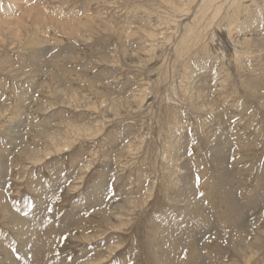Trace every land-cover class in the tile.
<instances>
[{
    "label": "rangeland",
    "instance_id": "1",
    "mask_svg": "<svg viewBox=\"0 0 264 264\" xmlns=\"http://www.w3.org/2000/svg\"><path fill=\"white\" fill-rule=\"evenodd\" d=\"M259 1L0 0V264H264Z\"/></svg>",
    "mask_w": 264,
    "mask_h": 264
},
{
    "label": "bare ground",
    "instance_id": "2",
    "mask_svg": "<svg viewBox=\"0 0 264 264\" xmlns=\"http://www.w3.org/2000/svg\"><path fill=\"white\" fill-rule=\"evenodd\" d=\"M258 1V2H257ZM206 0V2H207V5H208V7L209 8H214V10H215V14H219L220 13V11L222 12V9H223V7L225 6V4H227V3H229L230 4V8L233 10V13H234V15H233V17L231 16L230 18H229V20L231 19V22L233 23V26L232 27H234V24H236V22H238V20H239V22L242 20V19H240L239 18V16H238V14H239V12H240V10L242 9H244V6H246L247 5V3L248 4H250V5H248V6H246V7H248L247 9H249V7L251 6H256V4H258L260 1L259 0ZM262 1H264V0H262ZM204 2L205 1H203V4H204ZM230 8L228 9V10H230ZM255 8V7H254ZM258 8V7H257ZM225 9V8H224ZM229 12V11H228ZM231 12V11H230ZM225 15V14H224ZM229 14H227V16H228ZM226 16V15H225ZM226 16V17H227ZM208 17V16H207ZM213 17V16H212ZM205 18V17H204ZM222 18V17H221ZM228 18V17H227ZM242 18V17H241ZM11 19V18H10ZM219 19V18H218ZM222 20V19H221ZM224 20H226V19H224ZM208 21V20H207ZM210 21V20H209ZM208 21V22H209ZM201 22V21H200ZM213 24V23H212ZM238 26V25H237ZM235 28V27H234ZM228 29V28H227ZM233 29V28H232ZM229 33H230V31H229ZM218 38V37H217ZM239 49V48H238Z\"/></svg>",
    "mask_w": 264,
    "mask_h": 264
}]
</instances>
